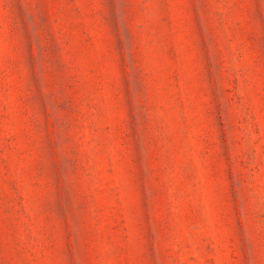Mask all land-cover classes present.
I'll return each mask as SVG.
<instances>
[{"label": "rangeland", "instance_id": "1", "mask_svg": "<svg viewBox=\"0 0 264 264\" xmlns=\"http://www.w3.org/2000/svg\"><path fill=\"white\" fill-rule=\"evenodd\" d=\"M0 264H264V0H0Z\"/></svg>", "mask_w": 264, "mask_h": 264}]
</instances>
